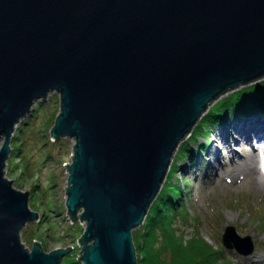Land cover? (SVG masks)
<instances>
[{
	"label": "water",
	"instance_id": "obj_1",
	"mask_svg": "<svg viewBox=\"0 0 264 264\" xmlns=\"http://www.w3.org/2000/svg\"><path fill=\"white\" fill-rule=\"evenodd\" d=\"M264 80V0H0V264H59L31 250L39 215L5 176L15 129L50 92V138L72 139L65 206L82 264H138L144 223L178 146L224 93ZM221 242L250 256L251 237ZM80 255V256H79Z\"/></svg>",
	"mask_w": 264,
	"mask_h": 264
},
{
	"label": "rangeland",
	"instance_id": "obj_2",
	"mask_svg": "<svg viewBox=\"0 0 264 264\" xmlns=\"http://www.w3.org/2000/svg\"><path fill=\"white\" fill-rule=\"evenodd\" d=\"M261 83L262 80L256 81L224 93L213 101L200 120H203L214 106L220 105L234 93L243 91V89H253V87ZM39 102L42 104L38 105V107L36 104H39ZM59 103L58 94L50 92L46 99L35 104L38 108H36L37 110L33 108L31 113L20 121L11 138V146L13 148L11 147L4 172L6 178L11 181L14 180V187L17 190L29 192V208L39 215V220L27 223L21 230V241L26 249L31 250L34 241L40 243L43 250L48 253L57 248L72 246L71 252L64 256L59 264H82L81 260L77 259L78 253L81 252L78 247V238L85 231V223L80 220L73 223L69 219L65 206V187L68 171L64 163L68 162L70 164L72 162L71 157L75 140L74 138H62L60 139V141H64L62 145L54 146L52 144L54 140L50 138L51 127L54 125L55 117L60 112ZM57 109V114L52 117L51 113ZM25 120H28V123L25 124L23 127L25 129H22L23 131L21 132L17 128ZM234 121V124L238 126L247 123L256 125V122H263L264 118L252 115L247 116L242 121ZM196 125L191 132L194 131ZM229 126L230 124H227L223 128H229ZM223 128L222 126L214 128L213 132L208 134L209 138L198 135V144L204 145L210 141L212 142L209 144L213 143V145L220 143L216 134ZM46 137L50 139L48 144ZM197 147V145H191L192 150L197 149ZM256 147L257 144L252 148L244 149L235 143L231 149L235 154H238L239 158H243L245 164L247 162L252 164V159L250 158L252 153L250 152L252 150L254 152ZM209 148L208 146L205 149V153L201 154V157L198 156L195 161L190 160L189 162L185 160L181 164L177 163L180 165L179 177L173 178V182L178 184L182 193H187L185 194L187 196V198L185 197L187 210L190 213L191 222L195 223V225L184 226V229H186V233L189 236L191 233H195L197 229V232L206 243L211 244L215 250H218V247L223 248V255L227 262L234 264H264V225L258 226L255 223V219L258 218L255 214L256 208L264 212V188L255 186L248 180V177L247 179L243 178L244 176L240 175L243 172L238 167L211 172L209 165L214 157L212 154L214 148L212 151H209ZM220 149L222 150L223 147L220 146ZM262 149L264 154V146ZM12 152L13 155L11 156ZM48 153L52 155L53 160L48 159ZM175 157H173V160ZM259 159L264 167V156ZM200 161L204 162L203 169L200 166ZM175 162L176 159L174 163H171L175 165ZM226 162L230 163L231 160L227 158ZM172 164L171 166H173ZM171 174L167 173L166 178L169 175L171 177ZM237 175L243 177H241L239 182L235 183L234 179ZM247 207H249V212L243 214V210ZM51 214L52 217L49 216ZM229 225L235 228L239 237H251L254 243V252L250 256L239 255L235 250H228L223 246L221 238Z\"/></svg>",
	"mask_w": 264,
	"mask_h": 264
},
{
	"label": "trees",
	"instance_id": "obj_3",
	"mask_svg": "<svg viewBox=\"0 0 264 264\" xmlns=\"http://www.w3.org/2000/svg\"><path fill=\"white\" fill-rule=\"evenodd\" d=\"M41 104L39 102L36 105L40 106ZM36 105L35 109L37 108ZM57 112L58 109L52 112V117H55ZM252 115L264 118V80L253 89L248 88L236 92L220 105L214 106L212 111H209L205 118L196 125L188 139L180 145L175 157L176 164H172L173 166L168 172V174L172 173L171 177L169 175L166 178L164 186L149 209L144 223L132 232L138 264H234L225 260L223 248L218 247L217 249L220 250H215L211 244L206 243L197 229L190 236L186 233L184 226L195 225V223L191 222L192 219L187 210V203L185 202V197L187 198L185 194L187 193H182L178 184L173 182V178L179 177L180 165L177 163L181 164L185 160L195 161L198 156L201 157V154L205 153V149L211 141L204 145L198 144V135L209 138L208 134L213 132L214 128L224 127L228 122H234V120L242 121L247 116ZM27 123L28 120H25L17 129L22 132ZM46 139L48 144L50 139L49 137ZM63 142V140H56L52 144L61 146ZM192 144L197 145V149L192 150ZM11 147L13 148V146ZM47 157L49 160L52 159L50 153L47 154ZM44 159L46 160V158ZM200 166L203 169V161ZM248 208L243 210V214L249 212ZM255 214L258 216L255 223L258 226L264 225V212L256 208ZM49 216L52 217V214Z\"/></svg>",
	"mask_w": 264,
	"mask_h": 264
},
{
	"label": "bare ground",
	"instance_id": "obj_4",
	"mask_svg": "<svg viewBox=\"0 0 264 264\" xmlns=\"http://www.w3.org/2000/svg\"><path fill=\"white\" fill-rule=\"evenodd\" d=\"M234 123L235 121L228 122V124H230L229 128H223L222 126L223 129L220 130L219 133H215L220 143L215 145H213V143L209 144V151H212L214 148V152L212 151L214 157L209 165L210 171L219 172L222 169L227 170L238 167L243 172L240 175H243L244 177L237 175V177L234 179L235 183L239 182L241 177L245 179L248 177V180H250L255 186L264 188V167L262 161L259 159L261 156H264L262 149L264 146V121L259 123L256 122V125H254V123H247L245 125L238 126ZM235 143L239 144L244 149L250 147L252 148L257 144L256 150H254V152L253 150L250 152L252 153L250 157L252 159V164L249 162L245 164L243 158H239L238 154L233 152L231 148ZM220 146L223 147L222 150L220 149ZM177 150L175 151V154H177ZM227 158L231 160L230 163L226 162Z\"/></svg>",
	"mask_w": 264,
	"mask_h": 264
}]
</instances>
